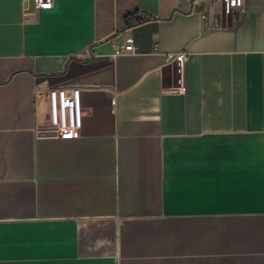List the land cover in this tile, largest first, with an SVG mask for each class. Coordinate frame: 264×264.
<instances>
[{
    "label": "crops",
    "instance_id": "crops-1",
    "mask_svg": "<svg viewBox=\"0 0 264 264\" xmlns=\"http://www.w3.org/2000/svg\"><path fill=\"white\" fill-rule=\"evenodd\" d=\"M0 264H264V0H0Z\"/></svg>",
    "mask_w": 264,
    "mask_h": 264
},
{
    "label": "built area",
    "instance_id": "built-area-1",
    "mask_svg": "<svg viewBox=\"0 0 264 264\" xmlns=\"http://www.w3.org/2000/svg\"><path fill=\"white\" fill-rule=\"evenodd\" d=\"M36 8L52 7L54 0H33ZM223 10L233 13L243 10L245 0H221ZM113 57L136 53L137 47L132 40L123 43H113ZM187 60L185 51L170 52L166 54L167 64L183 66ZM48 114L46 122L41 125V133H51L59 138L76 135L79 131V115L81 107L71 90L66 88L50 89L47 94Z\"/></svg>",
    "mask_w": 264,
    "mask_h": 264
}]
</instances>
